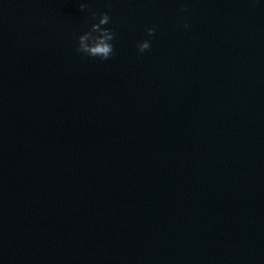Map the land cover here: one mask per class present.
Instances as JSON below:
<instances>
[{"label":"clouds","instance_id":"1","mask_svg":"<svg viewBox=\"0 0 264 264\" xmlns=\"http://www.w3.org/2000/svg\"><path fill=\"white\" fill-rule=\"evenodd\" d=\"M87 5L81 3L79 9L83 12ZM181 11H187L184 7ZM92 22L90 28L80 34L76 39V52L82 53L88 57L99 58L100 60H108L114 53V45L112 41L115 39V31L108 27L111 21V17L108 12L100 13L98 18L97 14H92ZM183 27L187 28L188 24L185 22ZM156 26L148 27L145 29L146 35L152 37L155 35ZM151 47L150 40L145 39L137 44V50L140 53H144Z\"/></svg>","mask_w":264,"mask_h":264}]
</instances>
